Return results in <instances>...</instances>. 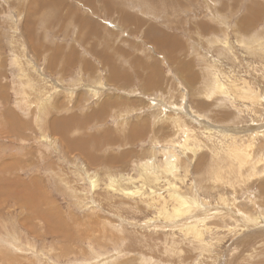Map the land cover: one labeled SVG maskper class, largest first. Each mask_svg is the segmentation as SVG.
Wrapping results in <instances>:
<instances>
[{"label": "rangeland", "instance_id": "374dc122", "mask_svg": "<svg viewBox=\"0 0 264 264\" xmlns=\"http://www.w3.org/2000/svg\"><path fill=\"white\" fill-rule=\"evenodd\" d=\"M263 130L264 0H0V264H264ZM152 147L176 156L181 216L108 186Z\"/></svg>", "mask_w": 264, "mask_h": 264}, {"label": "bare ground", "instance_id": "6f19581e", "mask_svg": "<svg viewBox=\"0 0 264 264\" xmlns=\"http://www.w3.org/2000/svg\"><path fill=\"white\" fill-rule=\"evenodd\" d=\"M57 7V5H56ZM71 54V53H70ZM69 57V56H68ZM71 57V56H70ZM79 59V58H78ZM51 62V61H50ZM112 66V65H111ZM216 82V81H215ZM242 82H246L245 81H242ZM219 83V82H218ZM217 83V84H218ZM231 83V81H230ZM215 84V83H214ZM244 84H247L244 83ZM240 84L234 82L231 84L230 86V90H232L234 93H235V99L238 98L239 100H244V99H249L252 98L253 101H256L258 100L259 101V95L258 93H256V96H253L254 94V90L252 91L251 87L248 86V87H245V88H240L239 87ZM218 93H221V91H224L225 90V87L222 86L221 84H218ZM229 90V91H230ZM93 94H98L97 91H95L94 89L91 90ZM231 92V91H230ZM256 92V91H255ZM229 93V92H228ZM232 93V94H234ZM233 96V97H234ZM107 99V98H106ZM261 99V98H260ZM105 101V100H104ZM238 101V100H237ZM261 101V100H260ZM109 102V101H108ZM112 102V100H111ZM256 103V102H255ZM103 104V103H102ZM109 104V103H108ZM100 105V104H99ZM104 105V104H103ZM114 105V104H113ZM105 108V107H104ZM104 112V110H102ZM96 118V117H95ZM53 119V118H52ZM107 119V118H106ZM86 119L85 118H78V120H73V118L71 117H67L65 118L64 120H62V123L61 124H57V121L56 119L54 118L52 120V125H53V122H55V124H57V131H60V132H63V133H69L71 132V130H73L74 128H81V129H85L83 128L85 126V123H86ZM94 121V120H93ZM142 122V121H140ZM135 123V122H134ZM144 123V122H143ZM136 125V124H135ZM56 125L52 126V127H55ZM132 126V125H131ZM89 127V126H88ZM139 127V126H138ZM72 128V129H71ZM105 131V130H104ZM109 131V130H108ZM264 131V130H263ZM103 132V131H102ZM96 133V132H95ZM138 133V132H136ZM44 134V133H42ZM97 134V133H96ZM105 134V133H104ZM111 134V133H110ZM264 134V133H263ZM80 135V134H79ZM89 137H86V139H79V140H85V142H83L80 147H84L85 148V152L87 151V154H89V150H87V146H88V143L89 142H92V139H91V136L88 135ZM42 138V137H41ZM85 138V137H84ZM112 138V137H110ZM156 138L158 139V137L156 136ZM45 139V138H44ZM103 139V138H102ZM115 139V138H114ZM154 139H155V136H154ZM162 139V138H161ZM117 140V139H116ZM120 140V139H119ZM167 140V139H166ZM77 140H74V141H69V145L75 143ZM101 141V139H100ZM107 141V140H106ZM105 141V142H106ZM112 141V139H111ZM165 141V140H164ZM257 141V140H256ZM98 142V141H97ZM159 142V141H158ZM78 143V142H77ZM76 143V144H77ZM94 143V142H93ZM108 143V141H107ZM155 143V142H154ZM103 144V143H102ZM105 144V143H104ZM163 144V143H162ZM74 145V144H73ZM115 145V144H114ZM164 145V144H163ZM72 146V145H71ZM154 146V145H153ZM68 149H69V146L67 145ZM78 147V146H76ZM102 148V147H101ZM184 148V147H183ZM248 148V147H247ZM73 149V148H72ZM83 149V148H82ZM189 149V148H188ZM249 149V148H248ZM78 150V149H77ZM97 150V149H96ZM105 150V149H104ZM68 152H71L72 150H67ZM74 152V151H73ZM80 152V150H79ZM111 152V151H110ZM247 152V151H246ZM253 151H251L249 149V152L245 155V153L240 150L238 153L240 157H238L239 159V162H240V165L241 163L243 164V166H248V164H250L251 162V159L253 157V154H252ZM110 154V153H109ZM158 154H162L163 155V159H164V162H162V164L164 163V167L163 168H160L157 163H156V157ZM72 155V154H71ZM159 157V156H158ZM159 160V159H158ZM258 162V161H257ZM160 162H158L159 164ZM176 156L173 154V152H171V150H169L168 147H163V148H155V147H152L150 149V152H149V156L148 158H146L142 163H140V167H139V170H140V174H139V178L138 179H133L129 176H126V175H123L121 178H124L123 181L126 182V183H129L135 180H138V181H141V185L134 188L132 187L133 189L131 190H125L126 187H122L121 186V181L118 177H115L114 175L113 176H110L109 175V183H108V186L113 189V191H119V192H122L125 196H134V195H141L142 193H145V190L146 189H143V187L145 185H148V184H151L153 186L149 187V190H150V194L152 195L151 196V200L152 202L154 203H157V202H162V206L160 208V213L162 216L164 217H173V216H181L187 212H189L190 210V207L192 206V201H190L189 199H187L186 197L182 196L180 193H178L176 190V186L175 184L171 181V180H167L166 181V177H169L171 176L172 179H175L176 177H178L177 175V167H176ZM260 162H258L257 164H259ZM162 167V166H161ZM87 173V172H86ZM164 173L168 176H164ZM183 174V173H182ZM87 175V174H86ZM87 178L89 179V181L91 182V186L94 188L97 186V182H98V176L96 174H92V175H87ZM164 180L165 181V184H167L168 186H171L174 191L176 193H171V196L173 199H174V202H173V206H172V210L170 212L173 211V214H171L169 212V210H167V207H166V200L163 196L161 195H158L157 193L161 191L159 189L157 190H154V189H151L153 187L157 188L158 187V184L160 181ZM245 181V180H244ZM13 182V181H12ZM34 185V184H33ZM16 186V185H15ZM127 186V185H126ZM8 187V186H7ZM23 187V185H22ZM148 188V187H147ZM178 188V187H177ZM8 189V188H7ZM23 188H21L22 190ZM25 190H23L24 192H27L28 193V203L31 202V203H35V204H38L39 202L37 201L36 203V198H35V195L36 194H33L32 192H30V187H26L24 188ZM20 190V189H19ZM40 192V191H39ZM38 192V193H39ZM42 194V193H41ZM149 194V195H150ZM43 196H45L44 194H42ZM40 195V196H42ZM48 196V195H47ZM31 197H34L35 198V201H33L32 199H30ZM33 198V199H34ZM52 198V197H51ZM30 200V201H29ZM150 200V201H151ZM46 204H45V203ZM44 202L42 206H45V208L47 209L46 211H48V213L52 214L53 215V211L49 210L48 206L50 204V201H48L47 199H44ZM30 204V203H29ZM45 204V205H44ZM41 206V205H40ZM34 206H32L33 208ZM230 207V206H229ZM6 208V207H5ZM42 210V209H40ZM44 211V209H43ZM45 211V212H46ZM45 212H42L43 214H45ZM47 213V212H46ZM39 214V213H37ZM50 214H47V215H50ZM40 215V214H39ZM46 215V216H47ZM30 216V215H29ZM185 216V215H184ZM56 217H58L56 215ZM242 218V217H241ZM53 219V218H51ZM257 219V218H256ZM27 220V219H26ZM44 220V219H43ZM46 220V219H45ZM44 220V221H45ZM247 220V219H246ZM30 221V220H29ZM28 221V222H29ZM60 221V220H59ZM253 221V220H252ZM257 222V221H256ZM187 225L185 226V232H193V230H197L196 229V226L195 224L191 223L190 221L188 222H185ZM29 224V223H28ZM61 224V223H60ZM51 225V223H50ZM62 225V224H61ZM184 225V224H183ZM28 226V225H27ZM57 226V225H56ZM59 226V225H58ZM28 228V227H27ZM31 228V227H29ZM64 228V227H63ZM58 229V228H57ZM183 229V230H184ZM30 231V230H29ZM55 231V230H54ZM63 232V231H62ZM38 234V233H37ZM44 234V233H43ZM60 234V233H59ZM197 234V233H196Z\"/></svg>", "mask_w": 264, "mask_h": 264}]
</instances>
